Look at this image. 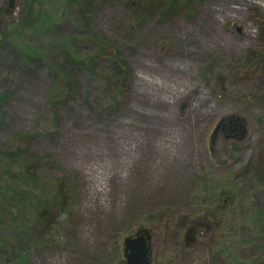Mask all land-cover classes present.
Listing matches in <instances>:
<instances>
[{"label":"rangeland","instance_id":"obj_1","mask_svg":"<svg viewBox=\"0 0 264 264\" xmlns=\"http://www.w3.org/2000/svg\"><path fill=\"white\" fill-rule=\"evenodd\" d=\"M29 1L0 0V154L34 176L0 194V264H126L139 228L151 264H264V0ZM230 113L244 136L212 141Z\"/></svg>","mask_w":264,"mask_h":264},{"label":"trees","instance_id":"obj_2","mask_svg":"<svg viewBox=\"0 0 264 264\" xmlns=\"http://www.w3.org/2000/svg\"><path fill=\"white\" fill-rule=\"evenodd\" d=\"M26 1H29V0H26ZM137 1L138 0H133L132 2L134 3ZM32 4H33V2L30 0L28 2L27 7H29V9H31ZM18 26H20L21 28L23 27L22 24H19ZM19 43L21 44L20 46H21V48H22L23 52L25 53V56L27 57L28 60H30L31 58H34V57L42 56L43 50H40L39 48L34 46L32 44V42H28L25 39H20ZM63 45H64L63 47L65 48V50L68 52V55L71 58V61L73 62L74 66L80 65V67H83V68H85V67L90 68L99 58L97 53L93 54V55L81 54L80 52H78L77 50L74 49L73 45L67 39H65V42H63ZM74 66H72V67L70 66L71 69L67 70V71L64 69V66L62 68L55 69L56 78H55L54 84L55 85L61 84L62 82H64L66 77H70V75L72 76L74 74V70L76 68ZM6 100H7L6 95L4 93H0V108L2 105H4ZM12 139H13V142L20 143V141H24V140L28 139V133H26V132L25 133H18L17 135L13 136ZM3 153L4 154H0V194H4L5 196L7 195V196H10L12 198L15 197V198H17V200L18 199L20 200L21 196L26 195L27 193H30L29 191H30V188L32 186H31L30 182L25 181L26 178H23V179L17 180V181L11 180V177L9 178V176H10L9 171H11L12 168H17L18 173L20 175H21L20 172L23 171V172H27L28 174H31L32 177L34 178L32 172L30 171V167H31L33 157L31 159H26L24 157V150L19 146H15V148H11V149H6V150H4ZM7 157H13L14 161L12 164L7 161ZM22 176L24 177V174H22ZM28 180L30 181L29 178H28ZM70 190H71V188H70ZM70 202H71V200L67 204H70ZM36 203H37V205L43 206V204H44L47 208L49 207V206H47L49 203V200L47 197L37 199ZM10 210H11V207L9 208L8 211H10ZM3 247L5 248V246H3ZM5 251H7L6 248H5ZM10 251H11L10 252L11 255L8 254L10 256H16V257H20V258L27 256V254L25 252H23L21 254V251L18 248H13Z\"/></svg>","mask_w":264,"mask_h":264},{"label":"water","instance_id":"obj_3","mask_svg":"<svg viewBox=\"0 0 264 264\" xmlns=\"http://www.w3.org/2000/svg\"><path fill=\"white\" fill-rule=\"evenodd\" d=\"M151 235L139 228L133 235L123 238V254L126 264H151Z\"/></svg>","mask_w":264,"mask_h":264},{"label":"flooded vegetation","instance_id":"obj_4","mask_svg":"<svg viewBox=\"0 0 264 264\" xmlns=\"http://www.w3.org/2000/svg\"><path fill=\"white\" fill-rule=\"evenodd\" d=\"M213 129L214 133L212 135V141H216V138L221 140V137L225 139H240V137H243L245 133L243 119L235 113H230L228 116L220 118L219 121L215 123ZM210 153L212 155L214 154L213 147L210 148Z\"/></svg>","mask_w":264,"mask_h":264}]
</instances>
